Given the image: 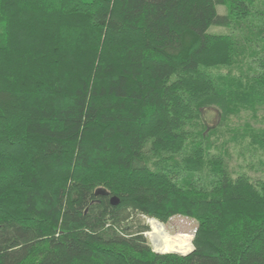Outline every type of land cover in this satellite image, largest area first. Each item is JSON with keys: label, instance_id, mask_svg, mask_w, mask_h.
Listing matches in <instances>:
<instances>
[{"label": "trees", "instance_id": "trees-1", "mask_svg": "<svg viewBox=\"0 0 264 264\" xmlns=\"http://www.w3.org/2000/svg\"><path fill=\"white\" fill-rule=\"evenodd\" d=\"M244 112L264 114V0H0V264H264ZM138 215L195 220V250L154 252Z\"/></svg>", "mask_w": 264, "mask_h": 264}, {"label": "rangeland", "instance_id": "rangeland-1", "mask_svg": "<svg viewBox=\"0 0 264 264\" xmlns=\"http://www.w3.org/2000/svg\"><path fill=\"white\" fill-rule=\"evenodd\" d=\"M218 12L220 14H226L227 9L226 7H218ZM210 33L212 34H216V35H226L228 34L230 31L228 29L225 28H219V27H211L209 30ZM221 111L218 108H209L206 109L204 111V118L207 122V124L209 125L210 128H214L219 124L220 121V115ZM264 118V114L263 112H261L258 115V118H252L251 115L247 112L242 113L239 117L234 118L233 119V123H245V122H250L253 126H261L264 123L261 122ZM234 150H232V153H234ZM263 152V151H262ZM259 156L262 155V153L258 154ZM261 159H263V162L261 160H259V157H254L252 158L249 154L246 158L239 156L237 153H234L233 156H231V166L234 167L235 169H237V171H241V172H246L248 174L253 175L254 177L257 178H261L263 177L264 174H262L260 171H264V157H261ZM149 219H154L157 222L161 223L162 225H164L166 231L172 236L174 237L176 240H180L183 242H187L190 243L191 245H193V249L191 251V253L195 250L194 247V243H192V241H189V239L191 238V236H193V241H194V235H195V230L197 228V222L193 219H190L188 217H184L181 215H175L172 216L170 218H168L167 220H160L156 217H148L145 215H138L135 218V225L137 227V225H142L148 228V231H146L144 233L145 238L147 239L150 247L152 248V250L154 252L155 248L152 245L150 238L147 236V233L150 231V227L148 225V221ZM179 235V236H178ZM186 236L184 237L183 240L182 238H180L181 236ZM191 240V239H190ZM151 243V244H150ZM173 254V253H171ZM180 255V254H177Z\"/></svg>", "mask_w": 264, "mask_h": 264}, {"label": "bare ground", "instance_id": "bare-ground-1", "mask_svg": "<svg viewBox=\"0 0 264 264\" xmlns=\"http://www.w3.org/2000/svg\"><path fill=\"white\" fill-rule=\"evenodd\" d=\"M148 225L150 227V231L147 233V236L150 238V241L154 246L156 253H173L183 256L191 253L193 245L174 239L169 235L164 225H162L161 223L157 222L154 219H149Z\"/></svg>", "mask_w": 264, "mask_h": 264}, {"label": "water", "instance_id": "water-1", "mask_svg": "<svg viewBox=\"0 0 264 264\" xmlns=\"http://www.w3.org/2000/svg\"><path fill=\"white\" fill-rule=\"evenodd\" d=\"M101 194H104V192H102ZM112 203H113L114 205L117 204L116 198H112ZM184 256H186V255H184Z\"/></svg>", "mask_w": 264, "mask_h": 264}]
</instances>
